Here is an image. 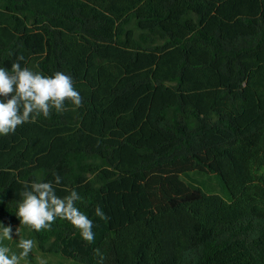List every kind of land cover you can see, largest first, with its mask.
<instances>
[{
  "label": "trees",
  "instance_id": "obj_1",
  "mask_svg": "<svg viewBox=\"0 0 264 264\" xmlns=\"http://www.w3.org/2000/svg\"><path fill=\"white\" fill-rule=\"evenodd\" d=\"M20 55L83 99L0 135V232L35 180L75 190L94 225L91 242L59 217L31 228L45 253L264 264V0H0V68ZM193 171L230 199L190 184Z\"/></svg>",
  "mask_w": 264,
  "mask_h": 264
},
{
  "label": "clouds",
  "instance_id": "obj_2",
  "mask_svg": "<svg viewBox=\"0 0 264 264\" xmlns=\"http://www.w3.org/2000/svg\"><path fill=\"white\" fill-rule=\"evenodd\" d=\"M20 61L28 63L23 55L18 56L17 62L11 65V75L4 68H0V135L4 136L14 133L17 126L34 119V113H42L47 117L53 109L56 112L63 111L65 101H70L76 108L82 106L83 98L74 89L70 76L62 72H56L54 76H45L27 66L22 67ZM61 179L59 175L55 176L56 185H60ZM19 195L22 199L15 215L19 218L20 224L40 231L50 228L59 217L80 229L85 241H93V221L74 206L75 202L81 199L75 190L61 198L56 195L51 182L33 180L23 185V191ZM95 215L102 218L104 212L97 207ZM18 231L17 228L15 235H18ZM12 238V227L4 226L0 239ZM33 246L34 242L31 239H20L18 248L22 251L19 255L12 253L10 257L8 255L10 249L0 246V264H20L21 260L30 255ZM96 255L103 260L99 249H96Z\"/></svg>",
  "mask_w": 264,
  "mask_h": 264
},
{
  "label": "rangeland",
  "instance_id": "obj_3",
  "mask_svg": "<svg viewBox=\"0 0 264 264\" xmlns=\"http://www.w3.org/2000/svg\"><path fill=\"white\" fill-rule=\"evenodd\" d=\"M183 176L192 185L200 186L209 193H218L230 199L229 193L223 189L219 178L214 174L193 171ZM11 227L13 229V238L0 239V246H6L10 249L8 253L9 257L12 253L19 255L20 251H22L18 248L20 239H31L34 242L32 252L27 258L21 260L20 264H41V261H43V264H81L61 254L43 252L39 248L32 229L29 226L18 223ZM17 228L19 230L18 235H15ZM0 236H2V232H0Z\"/></svg>",
  "mask_w": 264,
  "mask_h": 264
}]
</instances>
